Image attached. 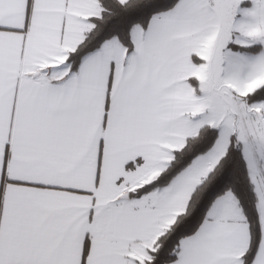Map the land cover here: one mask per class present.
I'll return each instance as SVG.
<instances>
[{
  "label": "snow or ice",
  "instance_id": "snow-or-ice-1",
  "mask_svg": "<svg viewBox=\"0 0 264 264\" xmlns=\"http://www.w3.org/2000/svg\"><path fill=\"white\" fill-rule=\"evenodd\" d=\"M0 264H264V0H0Z\"/></svg>",
  "mask_w": 264,
  "mask_h": 264
}]
</instances>
